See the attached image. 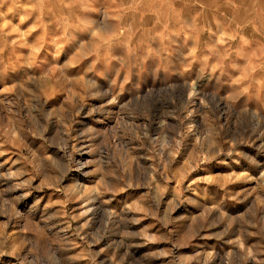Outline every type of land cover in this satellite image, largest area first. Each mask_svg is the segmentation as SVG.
Wrapping results in <instances>:
<instances>
[{
    "label": "rangeland",
    "instance_id": "1",
    "mask_svg": "<svg viewBox=\"0 0 264 264\" xmlns=\"http://www.w3.org/2000/svg\"><path fill=\"white\" fill-rule=\"evenodd\" d=\"M0 264H264V0H0Z\"/></svg>",
    "mask_w": 264,
    "mask_h": 264
}]
</instances>
